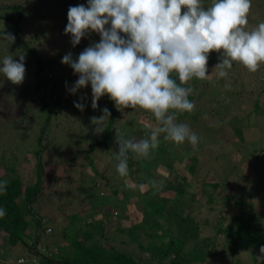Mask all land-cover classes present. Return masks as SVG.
I'll return each mask as SVG.
<instances>
[{
  "label": "trees",
  "instance_id": "16d2710c",
  "mask_svg": "<svg viewBox=\"0 0 264 264\" xmlns=\"http://www.w3.org/2000/svg\"><path fill=\"white\" fill-rule=\"evenodd\" d=\"M252 1L255 0H251V3ZM257 1L258 5L264 9V0ZM57 2L69 9L81 4L87 7L88 0H58ZM212 2L213 0H204V7L211 6ZM12 6L20 5L12 4ZM186 10L182 8L181 14ZM20 18H23V15ZM259 18L262 19L259 20ZM259 18L256 20L257 26L264 22V15ZM108 26L110 27V24ZM5 32V30L0 31V33ZM118 34L127 39V34ZM18 42L24 50L36 58V93L40 103L48 112V105L45 104L42 91V87L48 85V80L41 75L48 63L39 57L34 46L29 49V44L20 37ZM221 55L222 52L216 51L208 53L206 68L210 76L207 79L211 80L203 81L193 77L187 84L182 85L194 89L188 99L194 103L195 107L192 112H180L177 120L188 124L191 131L199 137L195 148L187 140L182 143L191 152L192 163L187 172H184L180 165L183 156L176 150L179 144L164 140L163 133L159 136L158 148L151 152L149 158H138L131 152L128 154L129 175L121 177L117 172V174L112 173L111 178L107 172L104 173L96 168L94 150L105 149L112 144V165L116 167L118 163L116 152L119 147L116 140L119 137L125 139L150 137L151 131L159 123L148 110L139 107L123 108L116 105L105 94L99 99L102 107H98V110L93 109L90 113L91 116H96L102 114V109L107 108L111 113L109 120L102 123L99 132L94 133L96 125L90 128L83 139V144L88 138L91 139L88 142L89 145L84 150L79 149L73 159H77L80 153L83 155L86 166L93 172L95 182L93 183L102 187V195H112L111 204L99 203L97 206L93 203L94 206H89L92 210H86L84 215L80 213L84 212L87 206H81L76 209L77 213L71 212L72 218H68V208H71L76 200L73 191L78 193V188L85 186L84 181L79 186L72 182L71 162L64 168L65 173L62 175L45 174L40 164L38 177L31 184L22 182L18 176L13 178L0 176V180L8 181L6 193L0 194V207L7 210L6 216L0 218V236L5 234L7 245L15 246L20 243L29 250L28 260L22 255L15 256L16 260L12 261L13 264L21 259L24 263L31 262V264H210L209 259L215 255L214 240L201 235L198 224L191 214L192 211L188 209V206L198 202L204 196L203 191H206L205 196L208 202L219 201L225 206L236 208V212L228 217L227 223L223 224L220 222L224 221L226 215L225 210L222 211L215 228L216 234H221L223 237L220 253L226 258V264H264V258L258 259V257H264V254L260 252V247L264 246V131L262 132L257 125H253L257 120L253 121L251 118L246 128L254 127L249 130L256 133V139L248 143L245 142L243 131L245 125L235 124L232 119L227 121L229 129H224L232 136L231 141L224 140L222 132L219 134L207 131L212 122L223 128L226 124L225 112L230 111L231 108H239L244 100H248L249 105L252 101V108L249 111L251 115L263 114L259 100L250 99L243 85L245 80L249 81L248 84H251L253 89L259 85L260 90L257 96H264V63H261L258 70L253 73L239 62L233 61L232 68L225 69L228 75L219 77V69L215 66L221 62L219 59ZM215 70L218 71L217 74L212 75ZM171 75L176 78V73ZM241 75L251 76V79H241ZM177 83H179L178 79ZM61 92L62 89L50 90L48 97L57 103L62 98ZM67 97L64 99L69 101L71 97ZM55 113L57 114V111ZM82 115L78 114L77 121L82 120L84 126H87L89 120L82 119ZM72 117L77 118L73 114L70 117L65 115L64 122L73 121ZM233 117L237 118V115ZM202 118L209 119L210 124L194 129L195 123ZM241 120L242 118L239 119ZM71 125L72 123L68 125V128ZM88 125L90 126V123ZM60 129L67 130L65 123ZM135 129L137 132L134 131ZM56 133L62 132L58 130ZM233 139L238 142L232 141ZM165 142L169 146L165 145V147ZM224 147L230 149L227 151ZM96 158L99 159L98 156ZM169 160L172 164L168 162ZM143 163L147 164L146 168L143 167ZM244 164L250 165L251 171L254 168V172L250 175L252 178L242 177L246 174L244 169L247 166L244 168ZM204 165H206L205 169ZM158 169L164 171L160 174L161 180L156 173ZM210 170L215 174L218 173V181L206 180ZM233 172L237 173L233 174ZM238 174H241L242 179H239ZM153 181L157 182L156 187L152 186ZM209 186L211 190L203 189ZM138 194L143 196L140 201L137 200ZM188 197H191L190 202L183 201ZM81 199L79 198L80 201ZM122 199H124L123 203ZM37 200L42 204L39 211L32 206ZM134 203H144L145 207L137 211ZM121 205L123 208L127 207L130 217L131 213L135 214L127 223L134 230L119 224L116 211ZM50 206L59 209L61 216L65 214L63 220L67 219L69 224L60 227L61 217L53 215ZM110 208L112 212H106ZM78 215L82 217L83 223L78 221L81 220ZM111 215L112 227H109L106 216ZM44 220L46 224H43ZM116 221L117 225H113ZM29 229L31 230L30 243L24 240L29 234ZM57 229L61 230L57 232L60 233L59 239L63 241L57 244L49 255L41 254L40 249L37 250L35 247L40 243L43 252L48 250L43 237L46 238V234H52ZM32 242L35 246L31 245ZM4 246L5 244L2 248ZM38 252L42 256L41 259L36 256ZM0 264H9V262L4 260L0 261Z\"/></svg>",
  "mask_w": 264,
  "mask_h": 264
},
{
  "label": "clouds",
  "instance_id": "9594fccd",
  "mask_svg": "<svg viewBox=\"0 0 264 264\" xmlns=\"http://www.w3.org/2000/svg\"><path fill=\"white\" fill-rule=\"evenodd\" d=\"M251 7V0H213L206 8L204 0H88L87 7H69L64 32L71 34L72 46L89 30L99 33L100 41L85 48L76 60L71 53L63 56L61 63L79 74L68 91L75 94L90 84L93 109L107 94L116 105L148 110L159 122L150 137L116 140V171L121 177L129 175L128 154L149 158L158 148L162 133L164 140L174 144L187 140L194 148L198 145L199 137L177 117L195 107L188 99L194 89L182 85L193 77L204 80L210 76L206 75L209 52H222L221 62L215 66L219 77L228 75L225 69H231L233 61L253 73L264 63V22L245 30ZM182 8L187 9L183 14ZM118 33L127 34V39ZM0 38L11 43L15 40L11 33H0ZM0 72L13 84H21L26 73L24 56L16 61L6 55ZM85 106L74 102L80 111ZM102 113L90 118L95 132L111 115L107 108ZM7 185V180H0V194L6 193ZM6 214L7 210L0 207V218ZM260 252L264 254V246Z\"/></svg>",
  "mask_w": 264,
  "mask_h": 264
},
{
  "label": "rangeland",
  "instance_id": "374dc122",
  "mask_svg": "<svg viewBox=\"0 0 264 264\" xmlns=\"http://www.w3.org/2000/svg\"><path fill=\"white\" fill-rule=\"evenodd\" d=\"M57 1L58 0H0V31L5 30V33H11L15 37V40L12 43L6 39L0 38V66H2L3 58L6 55H12L13 59L16 61H19L20 56L23 55L26 69L25 78L19 85L13 84L11 81L7 80L4 74L0 72V176L3 178H13L18 176L22 182L31 184L35 182L38 177L40 164L45 174L52 173L62 175L65 173L64 168L68 166L69 162H71L70 172L72 175V182L77 183L79 186L82 181H84L85 186L81 189L78 188V193L73 191L76 200L71 208H68L70 213L67 212V215L70 219L72 218L71 212H76V209L81 206H87L85 211L80 213L84 215L86 210L90 211L91 208L89 206H94L93 203H96L97 206H99V203L106 205L111 204L113 200L111 194L109 196H106L105 194L102 195V187L94 184L93 172L86 166V161L84 160V157H82L83 155L80 153L78 154L77 159H73L79 149L84 150L86 146L89 145L88 142L91 140L88 138L86 143L83 144L84 135L88 134L90 128L94 125L90 121V118L93 117L90 113V111L93 110L91 107L92 93L91 85L89 84L82 89H78L75 94H71L68 89L79 78V74L74 73L69 65L61 63L63 56L68 53H71L73 60H76L85 48L91 46L92 43H98L100 41V35L95 31L89 30L86 35L81 38L80 43L73 47L70 42L71 34H65L64 32L68 23V8ZM252 3V7L247 17L248 24L245 29L249 31L257 26V18L264 15V9L258 5V1L255 0L252 1ZM12 4L20 6L13 7ZM22 10L23 12L20 13ZM21 15H23V18H20ZM261 19L262 18H259V20ZM105 27L109 28L108 25ZM19 37L22 38L25 43L29 44V49L34 46L39 57L45 63H48L44 70H42L43 72L41 75L47 77L46 79L48 80V85L42 87V91L50 115L40 103V99L36 93V58L21 47V43L18 42ZM217 72L218 71L215 70L212 75L217 74ZM208 74H210V72L206 71V75ZM240 78L251 79V76L241 75ZM209 80L211 79H204L203 81ZM244 82L243 88L246 94L250 96V99L252 100L254 98L259 100L263 114L259 115L258 113H254L251 115L249 111L252 108V101L249 105L248 100H244V103L240 104L239 108H231L230 111H226V124L223 128L219 124L216 125L212 122L210 128L207 130L208 132L210 131L219 134L222 132L224 140L226 141H231L230 137H232L229 133L224 131L226 128L229 129V122L227 123V121H231V119L235 124L240 123L241 125H245L243 131L245 142L247 143L252 139H256V133H252L250 132L251 130H249L254 127L246 128L250 118L253 121L256 119L257 121L253 123V125H257L261 128L260 130L262 132L264 131V96H257V93L260 90L259 85H256L253 89L252 85L248 84V80H245ZM60 83H62V85ZM55 84L58 85V88ZM56 89L57 91L62 89V92L60 93L62 98H60L57 103L54 99L48 97L50 90ZM67 96L71 97L69 101L64 99ZM77 96H84L85 98L81 101ZM76 101H80L86 105L84 111H80L74 107V102ZM98 107H102L101 101H98ZM55 111H57V114ZM71 114L77 116V118L72 117L74 122H70L69 120L64 122L65 115H69L70 117ZM78 114H83L81 116L82 119L88 118V124L90 123V126L88 124L87 126H84L81 122L82 120L78 122ZM102 114H98L95 117H100ZM233 115H237V118L233 117ZM241 118L242 120L239 121ZM64 123L67 130L60 129ZM70 123H72V125L68 128ZM209 124V119L202 118L195 123L194 129L198 126L203 127ZM58 130L62 133L57 134L56 132ZM134 131L137 132L136 129ZM232 141L238 142L235 139ZM165 145L169 146L166 142L164 143V146ZM108 146L109 147L105 149L98 148L94 150L93 156L95 157V167L104 173L107 172L112 178V173L117 174V171L116 167L112 165V144ZM40 149H42L41 153ZM225 149L228 151L230 148ZM176 150L182 154L183 159L181 160L180 165L183 167L184 172H187L189 165L192 163L190 158L191 152L184 144L177 145ZM218 154L224 156L221 153ZM97 156L99 159L96 158ZM163 158L165 157L163 156ZM168 162L172 164L170 160ZM143 164V167L146 168L147 164ZM243 166L244 168L247 166L244 169L247 175L243 174L242 177H251L250 175L254 172V168L251 171L249 167L250 165L244 164ZM205 168L206 165H204V169ZM156 173L160 176L164 171L158 169ZM235 173L237 172H233V174ZM238 176L239 179H242V177H240L241 174H238ZM159 178L161 180L162 176ZM218 179V173L215 174L212 170L208 172L206 178L207 181H218ZM203 189L211 190V186ZM68 190L71 191L70 188H68ZM203 193L204 196L201 197L198 202L188 206V209L192 211L191 214L194 216L195 221L198 224L201 235L211 237L214 240L215 255L209 259L210 264H226V258L220 253L222 250L223 237L221 234H216L215 228L222 211L224 212L225 210L224 213L226 216L224 221L220 222L221 224L225 222L227 223L229 220L228 217L236 212V208L234 206H225L219 201L208 202L207 196H205L206 191H203ZM142 197V194H138L137 200L140 201ZM79 198H82L81 201ZM123 201L124 199H122V203ZM183 201L190 202L191 197L185 198ZM257 205L259 208V203H257ZM32 206L39 211V208H42L41 201H35ZM143 207H145L144 203L135 204V210L137 211L143 209ZM50 210H52L51 212L53 215L61 217L60 227L69 224L67 219L63 220L65 214L61 216L58 212L60 211L59 209L50 206ZM106 212H112V208ZM116 212V218L119 220V224L131 230L133 227L127 223L131 221L132 216H135V214L131 213L130 217L127 213V207L123 208L122 205L120 209L117 208ZM78 218L81 219L78 221L83 223L82 217L78 215ZM106 218L108 219L109 227H112V215L109 217L106 216ZM118 222H114L113 225H117ZM43 224H46V220L43 221ZM33 231H35V228H33ZM57 231L61 230L57 229L52 234H46V238L43 237L45 246L50 251L54 250L55 246L63 241L62 239H59L60 233ZM28 233L30 235L28 234L24 240L30 243V229ZM2 243L5 244L4 248H2L4 245ZM33 244L34 243L32 242L31 245ZM33 246H35V244ZM35 248H37V250L40 249L41 254L49 255L50 253L48 250L43 252L40 243ZM28 251V248L20 243L15 246L10 244L7 245V237L5 234L0 236V261L6 260L9 264H13L12 261L16 260L15 256L21 255L28 260ZM30 252H32V249H30ZM40 253L38 252L36 255L39 259L42 257ZM15 263L18 264L16 261ZM24 264H31V262H25Z\"/></svg>",
  "mask_w": 264,
  "mask_h": 264
}]
</instances>
